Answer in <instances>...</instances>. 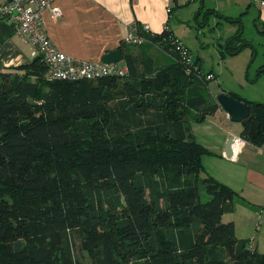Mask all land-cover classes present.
<instances>
[{"label": "trees", "instance_id": "obj_1", "mask_svg": "<svg viewBox=\"0 0 264 264\" xmlns=\"http://www.w3.org/2000/svg\"><path fill=\"white\" fill-rule=\"evenodd\" d=\"M139 30L144 46L176 37ZM237 38L229 54L249 45ZM127 46L124 76L48 81L40 55L0 70V264H264L223 222L241 195L206 173L192 130L220 108L209 81L173 47L160 63ZM227 92L255 114L259 133L241 136L262 144L264 103Z\"/></svg>", "mask_w": 264, "mask_h": 264}, {"label": "crops", "instance_id": "obj_2", "mask_svg": "<svg viewBox=\"0 0 264 264\" xmlns=\"http://www.w3.org/2000/svg\"><path fill=\"white\" fill-rule=\"evenodd\" d=\"M4 1L0 0V3ZM187 1L194 0H181L180 5H185ZM199 1L206 3L207 0ZM211 1L216 3L215 8L207 3L203 7L213 9L216 13L222 6L236 5L244 9L245 13L254 8L256 21L264 30V6H259L251 0ZM173 2L176 0H61L57 4L62 8V16L53 19L50 11L44 10L43 18L47 33L57 49L77 59L100 62L105 54L125 43L124 39L135 23L146 24L153 33H161L169 26L167 22ZM16 26L17 22L13 17H6L0 22L2 71L27 64L37 56L34 47L17 33ZM222 91L219 89L213 96L216 97ZM194 123L191 126L195 139L211 153L203 156L206 173L241 195L229 209L230 212L242 210L245 215V218H234L237 236L251 237V247L259 248L260 235L254 245L251 241L254 233L247 234L246 222L255 216L258 218L257 232L264 227V220H259L260 215L264 213V142L255 144L246 140L236 143L233 145V156L228 158L225 154L228 138L231 135H241L243 126L233 122L221 107L213 115H208L204 121Z\"/></svg>", "mask_w": 264, "mask_h": 264}, {"label": "rangeland", "instance_id": "obj_3", "mask_svg": "<svg viewBox=\"0 0 264 264\" xmlns=\"http://www.w3.org/2000/svg\"><path fill=\"white\" fill-rule=\"evenodd\" d=\"M180 1L173 2L167 28H170L176 38L191 51L194 59L200 58L203 71H212L217 76L209 81L210 94H215L219 89L233 90L246 99L264 103V74L257 76L258 69L264 65V32H260L262 27L256 21V10L253 8L251 12L242 14L244 9L230 5L222 6L216 13L212 11L213 9L203 7L206 3L214 7L216 3L211 0H207L206 3L199 0L187 1L185 2L187 5L183 3V7L180 6ZM228 16L230 17L227 18ZM239 32H243V38L249 42V45H245L239 52L229 54L227 52L229 46H232L231 50L237 47ZM128 45L127 49L130 51L145 47L160 63L176 57L173 48L164 41L158 40L149 46ZM194 122L192 121L191 124H195ZM201 177L204 175L202 174ZM200 187L202 200L206 201L208 195L204 185L200 184ZM240 217L245 218L242 210L236 212L228 210L223 215V222L234 221V218ZM250 218L252 219L246 222L247 234L254 233V238L251 239L254 245L257 244V236L260 235V246L257 250L264 253V227L257 232L258 218L255 216ZM259 220H264V213L260 215ZM84 264H91L87 256L84 258Z\"/></svg>", "mask_w": 264, "mask_h": 264}, {"label": "built area", "instance_id": "obj_4", "mask_svg": "<svg viewBox=\"0 0 264 264\" xmlns=\"http://www.w3.org/2000/svg\"><path fill=\"white\" fill-rule=\"evenodd\" d=\"M59 1L61 0H5L0 3V22L6 17L16 19L17 33L25 38L34 47L37 56H42L45 61L46 80L76 81L126 75L128 67L125 60L107 64L102 61L77 59L57 49L45 28L43 12L49 10L53 19H59L62 16V8L57 4ZM251 1L259 6H264V0ZM139 26L145 33L153 35L148 25L135 23L130 27L129 33L124 39L126 44L141 45L147 42L148 39L139 30ZM170 42L175 52L180 55L187 74H196L200 79H203L202 81H211L216 78L213 72L202 71V67L192 57L191 51L176 37H172ZM245 141L246 139L241 135H235V144Z\"/></svg>", "mask_w": 264, "mask_h": 264}, {"label": "water", "instance_id": "obj_5", "mask_svg": "<svg viewBox=\"0 0 264 264\" xmlns=\"http://www.w3.org/2000/svg\"><path fill=\"white\" fill-rule=\"evenodd\" d=\"M178 3V0H176ZM187 3L185 4V6ZM184 6V5H180ZM125 59L121 48H116L102 57V62L107 64H114ZM216 100L220 107L224 109L230 119L233 122L240 123L243 129L248 128V136L254 138L259 131L255 130L254 126L251 125V121L255 118V114L251 105L243 100H239L229 94L227 91H222L216 95ZM233 145H235V136L231 135L228 138L225 154L228 158H231L234 154Z\"/></svg>", "mask_w": 264, "mask_h": 264}]
</instances>
